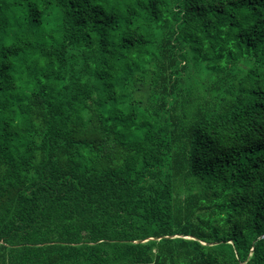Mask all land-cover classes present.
Returning a JSON list of instances; mask_svg holds the SVG:
<instances>
[{
  "label": "trees",
  "instance_id": "1",
  "mask_svg": "<svg viewBox=\"0 0 264 264\" xmlns=\"http://www.w3.org/2000/svg\"><path fill=\"white\" fill-rule=\"evenodd\" d=\"M0 264H264V0H0Z\"/></svg>",
  "mask_w": 264,
  "mask_h": 264
}]
</instances>
